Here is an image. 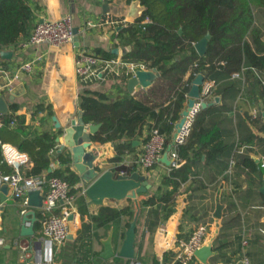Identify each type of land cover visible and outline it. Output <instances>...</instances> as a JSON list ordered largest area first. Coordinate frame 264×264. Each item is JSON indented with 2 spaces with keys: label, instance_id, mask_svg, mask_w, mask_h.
I'll use <instances>...</instances> for the list:
<instances>
[{
  "label": "crops",
  "instance_id": "1",
  "mask_svg": "<svg viewBox=\"0 0 264 264\" xmlns=\"http://www.w3.org/2000/svg\"><path fill=\"white\" fill-rule=\"evenodd\" d=\"M28 2L33 14L29 36L18 45L0 48L12 53L8 59L0 58V65L8 71L10 78L15 73L18 75V78L12 81L10 90L16 87L21 90L10 103V90L4 87L6 80L0 76V96H3L9 105L13 103L18 106L16 114L24 117L26 128L17 135L2 134L0 142L3 140V143L17 148V144L42 134L52 137L53 146L47 152L49 167L46 173L61 172L64 176L69 170L79 178L75 184L77 187L73 189L78 212L75 217L77 226L61 244L55 245L43 240L41 223L48 213L39 208L34 209L36 220L33 221L32 217H29L30 220L25 224L33 229L32 234L22 235L20 204L11 197L8 189H0V238L3 239V244L0 245V264H129L131 260L138 261L139 264H177L174 257L178 251V241L186 240L200 225L207 226L202 246L210 244L212 255L206 263H201L194 256L189 264H238L242 257L243 238L248 241L244 253L250 264H264V234L261 232L264 231V197L259 192L264 184V167L260 166L264 157V132L258 130L257 123H251V119L264 117L262 100L257 95L258 88H264V74L252 70L260 82L257 86L253 85L252 79L244 82L242 74L246 68H241L237 77L231 73L229 77H222L217 84L214 82L213 90H219V93L212 92L205 102L211 104L209 106L217 107L218 111L209 119L208 124H213L219 130L222 143L228 147L214 159L207 161L206 155L202 153L200 159L193 160L188 178L180 183L175 193L173 212L166 219H163V212L157 205L145 208L140 206V202L147 195L156 192L160 180L170 168L160 162L149 170H144L138 165L137 158L142 143L150 132L147 126L144 127L142 136L133 140L138 144L133 145L132 141L134 150L126 152L120 159H115L116 151L112 143L92 142L91 147L96 149V159L93 163L99 173L111 170L118 176L138 172L147 176L151 185L146 194L137 195L139 215L134 258L113 256L104 259L101 255L104 243L108 240L113 252L117 253L127 228V219L122 216L119 220L97 226L92 223L91 216L97 215L102 206L122 208L131 201L135 208V203L129 199L104 200L101 205L90 203L84 194L85 188L81 184L80 176L70 162L68 150H60V130L81 112L78 96L84 91L129 100L154 84L153 81L147 88L136 86L129 92L126 86L129 77L124 72L119 76L103 74L101 78L85 83L74 74V62L81 51L112 53V50L117 49L118 53L114 54V57H123L129 48L117 37V30L124 27L123 24H132L140 15L142 7L137 0ZM64 15H70L73 27L78 29V45H74L73 40L57 47L40 45L33 48L23 45L38 22L44 19H58ZM86 21L96 23V26L87 28ZM255 24L264 42V8L256 10ZM26 62L32 63L28 73L19 70ZM236 79H241L240 90H225L228 84ZM207 81L209 80H205ZM2 116L0 115V119ZM53 117L60 124V129L55 127ZM12 122L10 126L13 127L14 121ZM174 132L175 127L172 137ZM58 136L60 141L56 142L55 138ZM172 150H175L174 144ZM61 155L65 156L66 161L60 159ZM172 161L175 166L177 162ZM31 166L30 161L22 168V173L25 174V170ZM11 171L12 169L2 162L0 153V172ZM164 189H171V186H165ZM82 226H85V229Z\"/></svg>",
  "mask_w": 264,
  "mask_h": 264
},
{
  "label": "trees",
  "instance_id": "2",
  "mask_svg": "<svg viewBox=\"0 0 264 264\" xmlns=\"http://www.w3.org/2000/svg\"><path fill=\"white\" fill-rule=\"evenodd\" d=\"M142 11L132 24L120 27L117 37L128 46L123 55L126 61L142 62L149 69H155L159 77L147 90L129 100L112 98L106 94L84 91L78 96V107L84 123L99 124L91 135L92 142H110L116 151V158L134 150L132 141L142 136L145 126L157 130L172 142L175 124L187 102V92L197 74L216 84L222 77H229L241 68H246L244 82L251 80L260 84L253 71L264 74V42L255 24L256 10L264 8V0H137ZM145 19H148L146 22ZM33 14L28 0H0V48L18 45L29 36ZM181 29V32H179ZM210 34L206 52L199 55L194 48L202 37ZM109 58L112 53L97 51ZM240 80L228 84L225 90L239 91ZM216 94L219 90H213ZM213 94V93H212ZM264 112V88H258ZM207 97L204 98V101ZM18 106L9 105V112L1 117L2 134L17 135L26 126L24 117L17 115ZM218 111L217 107L200 108L195 114L188 135L181 144H174L177 164L169 168L162 177L156 192L147 195L140 202L142 208L157 205L163 212V219L173 212L175 193L181 182L190 174L193 160L214 159L227 149L220 139V132L208 121ZM14 121L13 127L10 122ZM258 130L264 132V117L251 119ZM257 123V124H256ZM3 143V140H1ZM29 155L32 166L25 170L26 176H57L72 187L79 178L69 170L46 173L49 167L48 150L53 146L49 134H42L16 145ZM60 159L66 161L65 156ZM252 163V161H250ZM46 173V174H44ZM171 186V189H164ZM73 191V189H72ZM82 200V199H80ZM135 208L131 201L122 208L100 207L98 214L91 216L92 223L103 226L119 220L122 216L128 222L133 218ZM85 229V226H82Z\"/></svg>",
  "mask_w": 264,
  "mask_h": 264
},
{
  "label": "built area",
  "instance_id": "3",
  "mask_svg": "<svg viewBox=\"0 0 264 264\" xmlns=\"http://www.w3.org/2000/svg\"><path fill=\"white\" fill-rule=\"evenodd\" d=\"M115 25H117V22ZM95 26L96 23L91 21H86L85 23V27L87 28ZM72 30L73 24L70 15H64L58 19H44L34 26L29 39L23 45L36 48L40 45L57 47L62 44H69L73 40ZM31 64V62H26L19 70L28 73L31 70ZM138 70L152 69L147 68L142 62L123 60L121 56L105 58L97 53L85 50L78 54L74 62V74L84 83L95 81L101 78L103 74L105 76H119L124 72L130 78ZM0 76L6 80L4 87L7 90L11 89L12 81L18 78L16 73L10 78L8 71L1 65ZM233 76L237 77L239 73H234ZM214 85L213 80L204 83L200 101H203L204 98L212 94ZM199 102L188 115L184 128L174 139V144H181L188 135L191 122L200 109ZM166 147V137L157 130L150 131L142 143L141 152L137 158L138 165L144 170L151 169L159 162L158 160ZM0 153L2 155V162L12 169L10 173L0 172V189L2 186H6L11 197L19 202L20 214L22 216L30 208L27 204L28 193L39 191L43 196L41 209L48 213L41 223L42 239L55 245L64 242L77 226L75 222V217L78 215L75 205L76 197L74 191H72L77 186L72 187L66 180L56 176H26L22 173V168L30 163V159L26 153L11 144L0 142ZM169 155L172 160L177 158L175 150H172ZM260 166L264 167V157L260 162ZM121 174L123 173L121 172ZM70 216H72L71 219H69ZM261 232L264 234V231ZM206 233L207 226L200 225L191 232L186 240L178 241V251L174 257V261L177 264H189L194 258V252L204 244ZM247 243V239L243 238L241 241L242 257L238 261V264H250L248 257L244 253ZM2 244L3 239L0 238V245ZM129 264H139V262L131 260Z\"/></svg>",
  "mask_w": 264,
  "mask_h": 264
},
{
  "label": "water",
  "instance_id": "4",
  "mask_svg": "<svg viewBox=\"0 0 264 264\" xmlns=\"http://www.w3.org/2000/svg\"><path fill=\"white\" fill-rule=\"evenodd\" d=\"M73 42L74 45H78L79 33L78 29L73 27ZM181 32V29H179ZM210 40V34L207 33L197 43L194 48L199 55H204L206 52L208 41ZM113 54L118 53L117 49L112 50ZM10 51H4L0 49V58L8 59L11 56ZM159 77V73L155 70H138L135 72L133 77L128 78L126 86L127 90L131 92L136 86L141 88L150 87ZM205 79L202 74H197L191 81L189 90L187 92V103L184 106L179 121L175 124V132L172 137V142L167 145L163 155L159 158V162L168 166L173 167L174 163L169 157L171 148L174 144V139L184 128L188 115L193 111L196 104L199 102L201 97L202 87ZM4 86V84L2 85ZM21 92L20 87L10 90L11 96L9 102L11 103L14 96ZM217 101V99H216ZM200 108H205L211 104L205 101H200ZM9 104L3 96H0V115L8 113ZM72 118L66 127L61 128V140L60 150L66 148L70 155V162L74 169L80 176V181L84 189V194L94 205H101L104 200L121 201L124 199L133 200L135 203V213L131 221L128 222L127 228L125 229L120 247L117 253L113 252L110 241L104 243V251L101 255L104 259L112 258L117 256L123 259H133L135 254L134 243L136 240V227L137 219L139 215V205L137 200L138 194H146L150 189V183L148 177L140 175L138 172H133L129 175H118L115 176L111 170H105L101 173L97 170L94 165L96 159V149L91 147L92 140L91 135L97 131L99 124L86 125L82 119V113ZM55 127L60 129V124L56 118L53 117ZM56 142L60 141V137L55 138ZM138 144L137 141H133V145ZM89 149V151H87ZM2 190H6V186L1 187ZM259 192L264 197V184L260 187ZM43 196L39 191H31L27 195V204L31 208L25 215L22 216L20 233L22 235H31L33 229L26 227L29 217L31 220H36L34 209L42 207ZM72 216L69 217L71 219ZM212 255V247L210 244L201 246L194 252V256L201 262L206 263L207 259Z\"/></svg>",
  "mask_w": 264,
  "mask_h": 264
}]
</instances>
